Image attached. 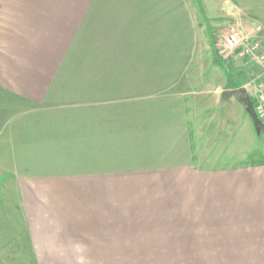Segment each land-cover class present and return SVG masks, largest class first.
Segmentation results:
<instances>
[{"label":"crops","instance_id":"1","mask_svg":"<svg viewBox=\"0 0 264 264\" xmlns=\"http://www.w3.org/2000/svg\"><path fill=\"white\" fill-rule=\"evenodd\" d=\"M183 5L0 0V264H264V160L218 164L238 101L169 91Z\"/></svg>","mask_w":264,"mask_h":264},{"label":"rangeland","instance_id":"2","mask_svg":"<svg viewBox=\"0 0 264 264\" xmlns=\"http://www.w3.org/2000/svg\"><path fill=\"white\" fill-rule=\"evenodd\" d=\"M183 6L190 14L192 50L185 58L190 63L185 73L177 70L180 72L176 77L180 76L182 82H176L169 91L173 95H205L207 102L212 95H221L226 86L225 69L213 62L214 54L251 95L264 75L263 66L254 57L264 56V0H184ZM173 31H168L170 37L174 36ZM233 31L240 34L241 42L236 49H226L224 38ZM167 52V55L159 53L156 57L159 64L153 70L157 77L163 76L165 66H172L174 51ZM224 103L218 115L232 114L233 128L224 132V139L218 146L223 154L218 159L219 166L264 160V130L257 133L251 118L246 122L238 116L236 110L246 113L239 102H234L233 106Z\"/></svg>","mask_w":264,"mask_h":264},{"label":"built area","instance_id":"3","mask_svg":"<svg viewBox=\"0 0 264 264\" xmlns=\"http://www.w3.org/2000/svg\"><path fill=\"white\" fill-rule=\"evenodd\" d=\"M240 38V34L238 32L233 31L224 38L223 46L226 49L230 50L236 49L239 46V43L241 42ZM254 57L256 61L264 68V56L254 55ZM251 98L254 103L256 114L260 121V126L264 127V75L263 79H261L260 82L255 84L253 92L251 93Z\"/></svg>","mask_w":264,"mask_h":264},{"label":"water","instance_id":"4","mask_svg":"<svg viewBox=\"0 0 264 264\" xmlns=\"http://www.w3.org/2000/svg\"><path fill=\"white\" fill-rule=\"evenodd\" d=\"M232 98L238 101L244 107L246 113L250 116L255 129L257 130V132H260L261 131L260 121L256 114L254 103L248 90L245 87H241V86L234 89L223 90L221 94L222 101H226Z\"/></svg>","mask_w":264,"mask_h":264},{"label":"trees","instance_id":"5","mask_svg":"<svg viewBox=\"0 0 264 264\" xmlns=\"http://www.w3.org/2000/svg\"><path fill=\"white\" fill-rule=\"evenodd\" d=\"M213 61L218 66H220L221 68L225 69L228 88L234 89V88L240 87V84L234 79L231 71L229 69H226V66L223 64V62L220 61V59L218 57H216L214 54H213ZM262 130H264V127H261V131ZM261 131L258 132V133H261Z\"/></svg>","mask_w":264,"mask_h":264}]
</instances>
